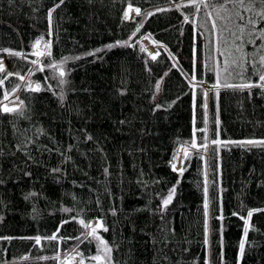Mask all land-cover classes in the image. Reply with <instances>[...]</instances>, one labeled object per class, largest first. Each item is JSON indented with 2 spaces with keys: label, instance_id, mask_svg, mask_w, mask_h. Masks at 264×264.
<instances>
[{
  "label": "trees",
  "instance_id": "trees-1",
  "mask_svg": "<svg viewBox=\"0 0 264 264\" xmlns=\"http://www.w3.org/2000/svg\"><path fill=\"white\" fill-rule=\"evenodd\" d=\"M58 3L0 0V264H264L261 0Z\"/></svg>",
  "mask_w": 264,
  "mask_h": 264
},
{
  "label": "snow or ice",
  "instance_id": "snow-or-ice-1",
  "mask_svg": "<svg viewBox=\"0 0 264 264\" xmlns=\"http://www.w3.org/2000/svg\"><path fill=\"white\" fill-rule=\"evenodd\" d=\"M197 2H203V0H190V3H192L193 5H195ZM240 2L243 3V0H240ZM63 3H64V0H59V3L56 4L55 7H60V5L63 4ZM261 3L264 4V0H261ZM197 10H199V9H197ZM52 11H55V8H53V9H51V10L49 11V18L51 17V12H52ZM136 12H137V14H139L140 10H139V9H136ZM260 15H261V17H264V12H261ZM127 17H128V13L126 12V13H125V18H127ZM250 22H251V21H250ZM262 31H264V30H262ZM37 43H39V42H37ZM47 47H48V46H46V48H47ZM109 47H111V46H109ZM97 51H99V50H97ZM15 54H16V55H19V53H15ZM35 54H36L37 56H43V55L51 56V51L48 50V51H44V52H37V53H35ZM89 55H94V53H89ZM76 59H79V57H76ZM64 60L66 61L67 58H64ZM261 62L264 63V56L261 57ZM33 63H36V62L33 61ZM50 66H51V67H55V64H52V65H50ZM40 70L42 71L43 69H40ZM224 70L227 71V67H225ZM2 71H4V68H3V64H2V62H0V72H2ZM9 75H11V73H9ZM61 75H63V72H61ZM217 77L219 78V72H217ZM20 79L23 80L24 77L21 76ZM260 80H261V81H264V75H261V76H260ZM2 83H3V81L0 80V84H2ZM224 86H225V87H239V88H245V87H247V88H252V87H258V86H260V85H253V84H240V85H233V84H227V83H226ZM214 87H215V86H214ZM35 90H39V85H37V87H36ZM206 95H207V93H205V96H206ZM5 98H7V94L5 95ZM10 110H11V109H9L7 106L4 107V111H10ZM201 131H205V129H201ZM89 139H90V137H89ZM212 143L215 144V143H218V141H217V140H213ZM242 143H248V144H261V143H264V141H245V142H242ZM192 147H196L195 143L192 144ZM205 147H206V145H205ZM185 155H187V152H185ZM173 167L175 168V166H173ZM173 191H174V190H173ZM170 199H171V196H169V200H170ZM168 202H169V201L166 200V201H165V204H167ZM205 206L207 207V205H205ZM251 215H252V212L249 211L248 216L251 217ZM81 223L83 224L84 222L81 221ZM246 223H247V221H246ZM86 227H90V225H86ZM97 227H103L102 223H101V224H98ZM104 231H107V229L104 228ZM95 233H96V228L93 227L92 230H91V234H92L93 236H95ZM245 233H247V228L245 229ZM95 238H96L97 240H100V243H101V244H105V242H104L99 236H95ZM46 239H49V240H56V239H57V236H56V234H53L52 236L47 237ZM77 239H79V237H77ZM35 242H36V244H40V242H41V238H40V237H36V238H35ZM240 248H241V254H242V253H243V248H244V244H243V242L241 243ZM105 249H106L107 251H109V252L111 251V249L107 248V245H106V244H105ZM25 259H27V257H25ZM91 259H92V260H95V261H99V260L101 259V257H100L99 255H96V256H92ZM81 264H83V259H81Z\"/></svg>",
  "mask_w": 264,
  "mask_h": 264
},
{
  "label": "rangeland",
  "instance_id": "rangeland-1",
  "mask_svg": "<svg viewBox=\"0 0 264 264\" xmlns=\"http://www.w3.org/2000/svg\"><path fill=\"white\" fill-rule=\"evenodd\" d=\"M128 15H130L129 18L132 17V18L134 19L138 14H137L136 10H133V9L131 8V9L128 10ZM142 44H143L144 48H145V49H146L151 55H153L154 52L157 51V46L151 44L149 40L144 39L143 42H142ZM46 46H48V47H47V49H48V48H49V43H47V42L44 41V40H40L39 43H37V50H38V51H42V50L46 49ZM0 62H2V64H3V61H0ZM161 82H162V81H161ZM32 87H35V84L32 85ZM158 87H159V86H158ZM159 89H160V88H159ZM9 101H12L11 103H14V104H12L11 107L8 106V107H10V109H14V108H17V107H18V105H19V100H18V99L15 98V99H12V100H9ZM9 101H7V102H9ZM7 102H5V103L7 104ZM3 105H4V104H3ZM3 107H5V105H4ZM183 151L186 152V151H187V148H186V147H183V148L181 149V153H182ZM181 159H182V158H181ZM181 164H182V161H179V162H178V165L180 166ZM177 171H178V170H177ZM98 224H99V223H97V221H96V222H92L91 225H90V227H89V229L91 230L93 227H95V228L97 229V228H98V227H97ZM99 261H101V259H100ZM72 264H81V260H80V258H79L78 256H75V260L73 261Z\"/></svg>",
  "mask_w": 264,
  "mask_h": 264
},
{
  "label": "bare ground",
  "instance_id": "bare-ground-1",
  "mask_svg": "<svg viewBox=\"0 0 264 264\" xmlns=\"http://www.w3.org/2000/svg\"><path fill=\"white\" fill-rule=\"evenodd\" d=\"M129 9H131V8H129ZM129 9H128V10H129ZM132 9H133V8H132ZM128 10H127V13H128ZM133 10H136V9H133ZM129 16H130V15H128V18H129ZM129 19H130V20H133V18H132V17H130ZM134 19H135V18H134ZM156 53H157V52H154V54H156ZM154 54H153V55H154ZM11 102H12V101H9V102H7V104H6V103H4V105H5V106H7V107H8V106H10V107H11V106H12V104H14V103H11ZM10 107H8V108L10 109ZM18 107H19V105H18ZM3 109H4V108H3ZM181 170H182V168H181ZM177 172H179V173H180V172H182V171H177Z\"/></svg>",
  "mask_w": 264,
  "mask_h": 264
}]
</instances>
